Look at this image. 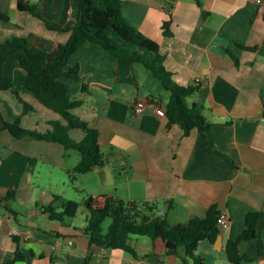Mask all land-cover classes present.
Here are the masks:
<instances>
[{"label":"crops","instance_id":"obj_1","mask_svg":"<svg viewBox=\"0 0 264 264\" xmlns=\"http://www.w3.org/2000/svg\"><path fill=\"white\" fill-rule=\"evenodd\" d=\"M27 1L62 29H50L20 10L18 0H0V12L9 16V21L0 20V43L13 36L32 37L35 46L53 51L70 39L71 31L64 28L81 17L77 0H53L51 5L48 0ZM122 1L123 18L158 42L175 81L201 85L187 103L203 107L213 128L189 135L179 126L168 128L165 110L171 94L160 81L144 65L86 43L66 67L79 66L81 72L82 83L70 84L73 96L83 102L74 113L98 129L101 149L110 158L72 181L81 156L59 143L0 130V264L14 260L18 248L25 258L14 264H85L90 252V264H184V248L168 254L164 240L148 236H133L138 258L119 249L91 247L83 231L88 216L85 225L75 222L77 216L63 224L51 221L40 208L55 195L84 202L94 194L158 202L160 208L169 201L165 215L171 223L204 217L217 205L229 223L215 242L200 243L198 252L206 264H232L227 244L239 237L247 214L258 211L257 236L245 245L251 260L242 264H264V0ZM169 19L171 35L166 36L163 24ZM1 63L5 76L25 84L26 71L15 56ZM2 93L0 128L22 114L23 101L35 109L23 117L24 128L46 132L51 122L65 123L31 94L21 92L18 98L11 90ZM145 98L158 102L162 112L147 108L137 114L134 106ZM70 134L84 138L79 129ZM103 169L106 183L99 174ZM12 191L15 198L8 200ZM110 224L111 219L104 222V233ZM18 229L30 230L32 238L18 236L17 241L13 232Z\"/></svg>","mask_w":264,"mask_h":264},{"label":"trees","instance_id":"obj_2","mask_svg":"<svg viewBox=\"0 0 264 264\" xmlns=\"http://www.w3.org/2000/svg\"><path fill=\"white\" fill-rule=\"evenodd\" d=\"M81 8V17L73 27L64 28L71 31L70 39L59 44L53 51H46L32 43V37L13 36L0 43V91L11 90L18 98L21 92L33 95L46 108L60 114L65 124L54 121L46 132L26 129L22 126L23 117L33 112L34 107L23 101L22 114L13 115V122H4L0 130L7 129L15 137L59 143L66 151H78L81 159L72 173L74 181L77 174L86 173L104 166L105 155L101 149L98 129L78 117L74 110L83 105L76 99L70 87L71 83H82L79 66L69 70L66 67L70 58L86 43L102 46L116 58H123L144 65L157 78L162 86L170 92L166 105L165 117L167 127L179 126L185 135L192 131H211L213 123L204 114L199 105L190 107L187 97L200 89V84L188 86L175 81L173 73L165 65V56L160 45L140 30L130 25L122 16V0H77ZM53 0H48L51 5ZM18 8L45 22L50 29H62L51 22L36 4L27 0H18ZM0 20L9 21V16L0 12ZM171 19L163 24L164 34L171 35ZM15 56L26 71V82L17 85L12 78L4 75L1 60ZM83 90H88L82 84ZM79 129L84 133L81 141L75 140L70 130ZM15 198L10 192L7 199ZM81 206L88 212L87 226L83 230L90 240L91 247L97 245L108 249H119L138 258L133 236H148L152 240H164L168 254H177L179 249L186 250L184 264H206L199 254L201 242H215L221 234L219 220L222 212L217 205H212L204 217H193L186 222L171 223L166 215L158 213V202L125 201L108 194L88 195L81 204L75 200H64L55 195L54 201L40 206L51 221L63 224L76 217ZM9 208L8 206H6ZM17 219L18 214L14 212ZM111 219L108 231L104 233L103 224ZM260 213L251 211L246 216V225L238 238L227 244V257L232 264L250 261L245 245L255 239L258 232ZM19 241L18 236L15 238ZM92 252L85 259L90 264ZM25 255L18 248L14 264L23 260Z\"/></svg>","mask_w":264,"mask_h":264},{"label":"built area","instance_id":"obj_3","mask_svg":"<svg viewBox=\"0 0 264 264\" xmlns=\"http://www.w3.org/2000/svg\"><path fill=\"white\" fill-rule=\"evenodd\" d=\"M147 108L151 109V111L154 114H159L162 112V107L160 104L154 100L151 99H142L138 101L135 106L134 110L137 114H142ZM1 163V162H0ZM229 220L228 217L225 214H222L219 220V225L221 228H226L228 226ZM13 235L15 236H23L25 239H31L32 233L30 230H14Z\"/></svg>","mask_w":264,"mask_h":264},{"label":"rangeland","instance_id":"obj_4","mask_svg":"<svg viewBox=\"0 0 264 264\" xmlns=\"http://www.w3.org/2000/svg\"><path fill=\"white\" fill-rule=\"evenodd\" d=\"M2 94H6V93H2V91L0 92V97H1V95ZM32 116H34L35 118H37L38 116H40L39 114H35V115H32ZM41 118V117H40ZM63 124H65V123H63ZM72 130H74V129H72ZM72 130H70V131H72ZM79 132H81L80 130H79ZM74 138V137H73ZM75 139V138H74ZM75 140H77V139H75ZM79 141V140H78ZM81 141V140H80ZM72 154H77V156H81L80 155V153L78 152V151H70ZM79 203H83V202H79ZM82 212H84V213H82ZM88 216V212L86 211V209L84 208V206H81V209L79 210V212H78V214H77V218L76 219H74L75 220V222L78 224V225H80V224H84L85 225V223H84V220H85V218Z\"/></svg>","mask_w":264,"mask_h":264},{"label":"water","instance_id":"obj_5","mask_svg":"<svg viewBox=\"0 0 264 264\" xmlns=\"http://www.w3.org/2000/svg\"><path fill=\"white\" fill-rule=\"evenodd\" d=\"M109 158H110V155L106 156V157L104 158V161H103V162L108 161ZM99 174H100V176H101L102 181H103L104 183H106V181H107L106 170H104V169L101 170ZM169 206H170V202H169V201L165 202V203L163 204V206H162L161 208L158 209V213H159V214H162V215H165L166 212H167V209L169 208Z\"/></svg>","mask_w":264,"mask_h":264}]
</instances>
